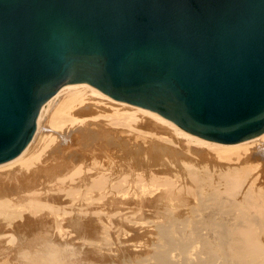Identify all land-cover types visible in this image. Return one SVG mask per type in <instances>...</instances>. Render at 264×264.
<instances>
[{"label": "bare ground", "instance_id": "6f19581e", "mask_svg": "<svg viewBox=\"0 0 264 264\" xmlns=\"http://www.w3.org/2000/svg\"><path fill=\"white\" fill-rule=\"evenodd\" d=\"M207 197L236 224L193 217L189 204ZM190 226L222 256L231 236L264 247V133L217 142L80 81L56 89L24 149L0 164V264H177L193 246L175 233Z\"/></svg>", "mask_w": 264, "mask_h": 264}, {"label": "water", "instance_id": "95a60500", "mask_svg": "<svg viewBox=\"0 0 264 264\" xmlns=\"http://www.w3.org/2000/svg\"><path fill=\"white\" fill-rule=\"evenodd\" d=\"M86 82L200 137L264 133V0H0V164Z\"/></svg>", "mask_w": 264, "mask_h": 264}, {"label": "rangeland", "instance_id": "374dc122", "mask_svg": "<svg viewBox=\"0 0 264 264\" xmlns=\"http://www.w3.org/2000/svg\"><path fill=\"white\" fill-rule=\"evenodd\" d=\"M211 199L212 198H208V197L206 199L204 198V200H201L199 205L197 206L194 205L196 201H192V203H190L189 204L190 206L188 207L193 211L191 215L195 218L199 217L200 219L213 216L215 217L216 220H218L223 215L222 219H224L227 222L228 226L231 227L235 225L236 224L235 214L231 213L232 215L231 217L230 213L226 211L227 210L226 203H224L223 205H219L217 202L212 201L213 199L212 200ZM134 215L139 216L138 213H134ZM144 216L146 218V221L143 224L138 225L140 227L141 226L148 227L149 224L148 212L144 213ZM200 225H201L200 223L197 224V226H199V230L202 228V225L201 226ZM195 228L196 226L193 227L190 226L185 230H179L178 232L176 231L175 237H177L176 238L177 245L179 244L185 245L187 246L188 249H190L193 246L191 253L188 252L187 249L186 250L183 249L182 252H175V255H177L176 258L177 264H264V247L256 246L254 248H251L248 244L242 243L243 245L242 247L236 248L234 246L235 237L231 236L230 243L232 245V248L228 252L227 256L226 255L222 256L218 251L219 246L217 245V241H208L209 239L197 238L196 234L192 232L193 230H195ZM231 230L233 233L239 232L238 235L237 234L235 235L236 237L238 236L241 238H246L247 234L245 230L242 231L237 227L232 228ZM206 231L207 230L205 228L203 229V231H201L203 232L202 234L203 237L207 236L213 239L212 233H210L211 231L208 230V234L205 235L204 233ZM263 236L264 233L262 234V238H264ZM124 238H126V236H124ZM205 240L209 242L210 247H208V245L204 246ZM156 243L158 246L160 244V241H157ZM262 243L264 245V239ZM154 246L155 245L151 246L150 248H154ZM176 248L178 249V247H175V250ZM236 253H239V257L236 256ZM151 264H156V263L153 262Z\"/></svg>", "mask_w": 264, "mask_h": 264}]
</instances>
